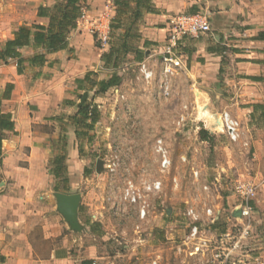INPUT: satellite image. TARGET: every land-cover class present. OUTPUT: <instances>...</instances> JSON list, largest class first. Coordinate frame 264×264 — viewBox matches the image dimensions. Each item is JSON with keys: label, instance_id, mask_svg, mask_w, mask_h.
<instances>
[{"label": "crops", "instance_id": "obj_1", "mask_svg": "<svg viewBox=\"0 0 264 264\" xmlns=\"http://www.w3.org/2000/svg\"><path fill=\"white\" fill-rule=\"evenodd\" d=\"M56 2L0 0V46L12 39L21 26H47L49 19L40 17L39 9L52 8ZM151 2L158 13H143L140 33L144 39L138 46L148 56L145 59L154 65L159 60L169 22L175 15L207 14L212 29L208 38H201L206 36L203 35L186 39L180 45L185 69L195 70L200 64H210L218 75H225L226 82L236 87L229 105L235 117L253 121V106L264 104V39H258L264 33V0ZM108 6L109 0H88L90 19L103 20L105 15L113 18L115 10L109 11ZM90 27L88 22L78 21L77 28L70 33L68 49L47 55L43 66L26 63L22 75L18 74L15 60L0 65V93L8 84L14 85L11 98L3 101L2 110L12 114L15 122V130L7 133L3 143L0 167V264H151L139 258L138 262L129 261L125 251L114 254L115 243L111 239L123 240L124 233L116 234L118 238L112 235L114 225L112 228V220L102 210L104 207L91 203L89 209H79L82 231L74 232L59 214L56 200L36 183L49 159L56 156H52L47 144L57 135H51L47 128L56 124L65 126L78 112L80 96L92 93L83 80L88 73L97 74L103 68L102 56L109 51V46L97 47ZM145 41L151 42L147 48ZM22 52L28 59L43 51L30 46ZM128 59L138 63L133 54ZM125 67L128 65L122 66L124 70ZM95 76L92 78L98 81L105 79ZM77 97L79 100L75 102ZM245 103L246 106L240 107ZM251 125L256 127L254 122ZM65 134L71 140L76 137L71 123ZM54 186L50 192H56ZM157 235L160 238L156 237V242L166 239L163 231ZM136 241L142 245L137 252L144 255L145 246L151 241L139 237ZM160 248L153 255L162 261Z\"/></svg>", "mask_w": 264, "mask_h": 264}, {"label": "rangeland", "instance_id": "obj_2", "mask_svg": "<svg viewBox=\"0 0 264 264\" xmlns=\"http://www.w3.org/2000/svg\"><path fill=\"white\" fill-rule=\"evenodd\" d=\"M142 21L137 23L139 31ZM123 32L122 29L114 34L118 36ZM208 35L201 38H208ZM123 64L128 67L117 71L122 77L120 86L98 98L93 92L88 93L85 103L97 106L100 116L91 132L93 141L84 142L82 154L78 151L76 137L71 140L65 134L72 122L71 117L65 126L56 124L47 128L51 135H57L47 144L52 156L61 152L59 140L67 136L65 177L69 179V191L60 193L80 194L82 210L89 209L91 203L105 208L102 210L112 220V228L114 225L112 235L124 233L123 240L116 242L111 239L115 243L112 246L114 254L125 251L129 261L138 262L139 258L151 263L156 258L154 250L161 247V264H194L193 259L176 254L182 238L189 232L185 217L187 207L193 206L202 215L207 208L220 212L235 238L240 228L233 227L235 221L231 216L242 203L236 187L239 183L255 184L258 194L253 201V233L242 241L240 255L234 258L249 264L245 256L257 253L256 256L264 262V256L260 257L264 254V123L251 121L248 117L247 120L235 117L229 105L236 87L226 82L225 75L214 72L210 64H200L195 70H182L170 80L171 93L167 97L162 94L163 77L159 60L155 64L156 78L150 85L138 80V65L132 59L127 57ZM111 71L102 68L95 75L106 79ZM86 87L89 88V84ZM78 100L77 97L75 102ZM241 106H246V103ZM225 112L240 123L241 138L238 142L231 141L220 125ZM253 122L256 127H252ZM201 129L211 134L209 142L200 139ZM158 140L163 141L172 162L171 168L165 172L161 170L160 157L155 149ZM51 159L36 183L56 200V192H50L55 185ZM99 161L103 162L104 169L97 172ZM113 161L118 166L112 175L106 165ZM195 171L200 172L198 180ZM127 179L134 180L140 188L156 180L163 182V192L150 198V213L146 222H140L136 210L121 202ZM205 185H209V190L204 189ZM110 197L113 198L111 201ZM112 202L120 207L118 212L112 209ZM162 231L166 239L156 242V237L160 238L157 234ZM138 237L151 241L145 246L144 255L137 252L142 248L141 243L136 241ZM234 240L230 238L224 246L229 247ZM221 246L217 239L211 240L212 249Z\"/></svg>", "mask_w": 264, "mask_h": 264}, {"label": "built area", "instance_id": "obj_3", "mask_svg": "<svg viewBox=\"0 0 264 264\" xmlns=\"http://www.w3.org/2000/svg\"><path fill=\"white\" fill-rule=\"evenodd\" d=\"M114 2L115 0H109V11L115 10ZM111 20L110 15H105L103 20L93 21L90 19L87 8H83L79 22H88L91 25L89 31L94 34L103 49L109 46ZM169 23L168 37L164 48L159 53L160 74L163 77L162 94L166 97L171 93L170 80L185 69L184 56L180 48L181 43L186 39H197L210 34L212 31L209 16L203 13L177 14ZM137 77L139 81L146 85L152 84L156 78L155 65L145 59L138 64ZM220 125H222L223 131L231 141L238 142L240 140V123L230 113L225 112L222 114ZM155 149L160 157L161 170L163 172L169 170L172 162L162 140L156 142ZM117 166L118 164L115 161L106 165L112 175L117 170ZM194 175L198 180L200 172L195 171ZM204 189L209 190V185H205ZM236 191L242 197V203L235 208L241 209V218L235 219L232 215L231 219L235 221L233 227L240 228L239 235L233 237L232 229L226 225L227 222L219 215L220 212L217 213L212 208H207L204 215H202L193 206L187 207L185 217L189 232L182 238V244L177 247V256L184 254L193 259L194 264H246L243 259L237 260L235 258L240 255L242 241L253 233V201L257 197L258 186L251 183H239ZM162 192L163 182L160 180L144 184L140 188L134 180L127 179L121 193V202L136 210L140 222H146L150 213V198L158 196ZM112 199L110 197L109 201ZM112 204V209L118 212L120 207L115 202H112ZM218 225H221L224 232L218 233L216 228ZM230 238L235 239L234 242L229 247L224 246V243ZM213 239L220 242L221 248H211V240ZM245 257H248L246 261L250 262L249 264H264L255 254L250 255L248 253ZM151 264H161V259L156 257L151 261Z\"/></svg>", "mask_w": 264, "mask_h": 264}, {"label": "trees", "instance_id": "obj_4", "mask_svg": "<svg viewBox=\"0 0 264 264\" xmlns=\"http://www.w3.org/2000/svg\"><path fill=\"white\" fill-rule=\"evenodd\" d=\"M87 1L59 0L52 8H40L39 15L49 19L48 25L34 24L32 26L19 27L14 32V37L0 46V65H7L10 60H15L18 74L22 75L26 63L32 67L43 66L47 63V55L68 49L70 33L77 28L82 10L87 8ZM114 3L115 16L110 23L109 51L102 56L103 68L112 70L111 74L108 78L98 81L92 78L95 73L90 72L83 80L91 87L89 91L94 93V97L104 95L112 88L120 86L122 77L118 75L117 71L124 65V60L128 55H134V61L138 62L137 65L145 60V53L140 51L139 44L133 43L142 40L137 23L143 20V13H158L151 0H115ZM122 29L124 30L123 34L115 36L114 32ZM258 39H264V33H261ZM95 40L97 47L101 48L96 37ZM150 45L151 42H144L145 48ZM30 46L43 52H36L26 59L23 57L22 51ZM13 90L14 85L8 84L0 95V167L3 158V143L7 139V133L15 130L12 114L2 110L3 101L11 98ZM99 116L97 106L85 103L71 117V124L75 127L80 154L84 151V142L92 143L93 136L91 132L95 129ZM251 118L264 123V104L253 106ZM66 137L62 136L61 140H59L62 146L61 152L50 160L51 173L56 181L54 190L65 193L69 191V179L65 177V162L67 158L65 153L68 146ZM199 137L205 142H209L212 139L211 134L205 129L200 130ZM216 228L219 234L224 232L221 225Z\"/></svg>", "mask_w": 264, "mask_h": 264}, {"label": "water", "instance_id": "obj_5", "mask_svg": "<svg viewBox=\"0 0 264 264\" xmlns=\"http://www.w3.org/2000/svg\"><path fill=\"white\" fill-rule=\"evenodd\" d=\"M88 99V93H84L78 107H82L86 100ZM104 169L103 162L99 161L97 163V172H100ZM54 197L57 203V210L59 214L63 216L65 221L68 223L70 229L74 232H81L82 226L79 223L78 215L82 197L80 194H64V193H55ZM168 210V214H171ZM233 217L235 219L241 218V209H237L233 212Z\"/></svg>", "mask_w": 264, "mask_h": 264}]
</instances>
